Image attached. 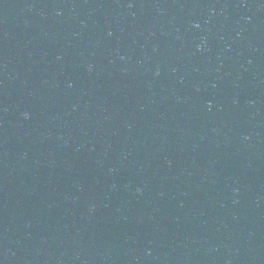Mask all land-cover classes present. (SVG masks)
Masks as SVG:
<instances>
[{"label": "water", "instance_id": "95a60500", "mask_svg": "<svg viewBox=\"0 0 264 264\" xmlns=\"http://www.w3.org/2000/svg\"><path fill=\"white\" fill-rule=\"evenodd\" d=\"M0 264H163L125 0H0Z\"/></svg>", "mask_w": 264, "mask_h": 264}]
</instances>
